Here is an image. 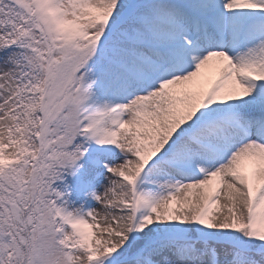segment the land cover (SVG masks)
<instances>
[{"label": "snow or ice", "instance_id": "1", "mask_svg": "<svg viewBox=\"0 0 264 264\" xmlns=\"http://www.w3.org/2000/svg\"><path fill=\"white\" fill-rule=\"evenodd\" d=\"M0 264H264V0H0Z\"/></svg>", "mask_w": 264, "mask_h": 264}]
</instances>
